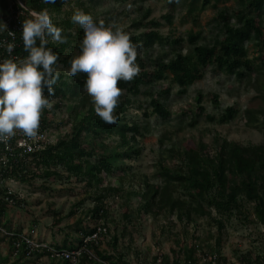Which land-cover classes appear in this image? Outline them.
Wrapping results in <instances>:
<instances>
[{"label": "rangeland", "instance_id": "1", "mask_svg": "<svg viewBox=\"0 0 264 264\" xmlns=\"http://www.w3.org/2000/svg\"><path fill=\"white\" fill-rule=\"evenodd\" d=\"M63 1L67 10L73 12L87 8L90 16L97 17L99 23L106 27L119 28L137 36L151 30L172 40L182 39L175 53L169 43H154L145 48L136 42V59L145 57L148 66L149 60L169 61L176 53L188 54L191 50L187 41L190 33L199 36V44H211L219 33L216 19L221 11L230 16L229 25H235L237 21L232 16V12L238 8L237 0L211 1L204 10H201V1L190 7L185 0H103L102 5L95 8L88 5V0ZM146 9L151 10L144 20L149 26L133 28L132 21L141 19ZM6 13L7 10L0 7V26ZM166 15L171 16L170 22L165 20ZM262 21L264 24V18ZM151 22L153 25H150ZM246 47L248 57L255 58V65L260 67V72H254L241 80L216 67H208L203 72V79L186 88L183 93L177 84L170 83L169 78L153 86H142V93L137 97L122 92L121 96L129 97L132 102L126 111L127 115L142 128V136L136 138L137 147L141 149L139 158L123 164L132 168L131 173L120 179L108 177L103 187L91 189L75 178H67L66 173L60 179L42 176L32 184L15 185L13 190L22 195L23 208L8 209L0 217V227L9 233L32 237L35 241H49L51 238L54 241L60 235L61 239L68 241L67 248H71L73 242L79 243L84 231H91L99 221L100 218H94V199L103 188L111 185L116 192L104 200L106 215L101 218L107 227V236L102 238V243L99 242L97 247L99 252L112 257L114 264H152L157 253L166 258H183L184 250L188 247L196 251L219 250L229 260L245 257L239 253L240 249L252 245L248 230L251 229L250 234L258 237V240L264 237V223L255 220L252 204L243 203L221 229L213 221L216 218L214 212L212 219L195 217L187 223L186 220L179 221L176 214L168 215L162 211L154 215L140 208L145 184L159 187L162 183L160 166H177L174 151L203 144L205 152L213 155L215 142L223 139L241 146L264 145V69L256 59L259 56L255 47L251 43ZM199 94L203 97L200 104L204 108L203 115L217 119L227 108L233 107L236 110L234 119L218 124L209 122L205 116L196 117ZM213 96H217L218 105L211 102ZM153 98L160 99L164 104L169 112L168 119L161 120L153 114L149 104ZM69 105V102H64L54 113L48 111L53 123L49 127L51 135L58 137L69 131L65 121L72 119L75 114L69 111ZM252 115L256 122L250 121ZM193 121H196L195 126H191ZM106 142L109 147L116 145L113 138H108ZM176 195L182 198L181 193ZM58 220L61 221L56 224ZM12 241L15 240L0 235V258L6 259L3 264H58L42 253L14 255ZM91 247L88 245L87 249L92 258L82 264H108L101 263Z\"/></svg>", "mask_w": 264, "mask_h": 264}, {"label": "trees", "instance_id": "2", "mask_svg": "<svg viewBox=\"0 0 264 264\" xmlns=\"http://www.w3.org/2000/svg\"><path fill=\"white\" fill-rule=\"evenodd\" d=\"M185 1L190 7L201 1V10L209 6L211 1L218 2V0ZM237 1L238 8L232 12V16L237 20L235 25H229L230 16L225 11H221L216 19L219 33L211 44H199V36L190 33L187 37L191 46L188 54L176 53L169 61L149 60L150 66L147 65L145 57H138L135 61L140 69L138 75L131 81H118L117 86L129 96L137 97L142 93V86H153L169 78L170 83L177 84L183 93L186 88L203 79V72L208 67H216L225 74L236 76L241 80L260 70V67L255 65V58L248 57L246 45L249 43L255 47L259 56L256 59L264 69V24L262 21L264 0ZM14 2V0H0V7L4 11L8 10ZM21 3L27 9L25 12L27 19L32 18L29 12L46 11L52 23L62 30L61 35L66 38L63 43L49 40L47 45L59 56L56 64L59 78L52 86L53 93L49 95L47 89H44V95L49 101H54L51 110L53 113L60 109L64 102H69L68 109L75 114L72 119L65 121L69 131L55 137V145L38 155L36 164L39 165L40 170L33 172L30 177L27 176V172L17 180L22 184H32L42 176L60 179L63 173H66L67 178H75L91 189L103 187L108 177L120 179L130 174L132 168L125 167L123 164L139 158L141 149L137 147L136 138L142 136L139 123L126 113L132 105L131 100L129 97L120 96L114 111L117 116L116 123H105L96 115L91 97L84 89L86 74L78 73L76 76L68 74L70 61L79 55L84 36L82 28L71 21L75 12L67 10L63 0H49V2L21 0ZM102 3L103 0H88V5L93 8ZM212 7L216 8L215 5ZM82 12L90 15L87 8ZM150 12V9H146L141 19L132 21V27H148V23H144V20ZM92 18L94 22H100L97 17ZM164 18L167 22L171 21L170 15ZM150 25L153 23L151 22ZM124 32L127 33V31ZM129 36L133 43H141L145 48L154 43H169L174 53L175 48L183 42L182 39L172 40L151 30L144 31L139 36L134 34ZM16 52L21 59L27 56L23 44ZM168 90L164 92L167 93ZM150 97L152 98V95ZM202 100L203 97L199 94L196 117L205 116L204 118L209 122L218 124L228 123L234 119L236 110L233 107L227 108L217 119L203 115L204 108L200 105ZM210 100L218 105L217 96H213ZM149 104L153 114L159 119H168L169 112L160 99L153 98ZM249 118L251 122H256L253 115ZM40 121L44 127L53 125L46 110L40 116ZM195 122L193 121L191 126H195ZM60 125L61 123L58 124ZM262 126L264 127V121ZM108 138H113L116 142L114 147H109L106 142ZM174 154L177 166H160L161 185L158 187L145 184L140 210L146 213L152 212L154 215L166 211L168 215L176 214L179 221L186 220L187 223L192 222L195 217L212 219L214 212L216 218H213V221L221 229L224 222L232 218L243 203H249L253 205L255 220L264 223V145L241 146L223 139L215 142L213 155L205 152L203 144L196 148L174 151ZM112 192H116V189L109 185L95 197L94 218H103L106 215L104 200ZM178 193L182 194V198L181 195H176ZM3 194L4 189L0 187V217H3L8 209H19L18 204L15 208L7 207L3 201ZM60 221H56V224ZM10 223L8 219V224ZM6 229L10 230L8 227ZM91 233L92 230L84 231L82 236ZM102 238L104 237L99 240L101 243ZM66 246H56V248L65 249ZM91 248L101 263L114 264L112 257L99 252L97 246ZM194 251L192 247L186 248L185 258L191 259ZM216 251L219 252V250ZM5 261L6 259L0 258V264ZM84 261H90L86 254L82 255L81 264ZM58 264L66 263L58 262Z\"/></svg>", "mask_w": 264, "mask_h": 264}, {"label": "clouds", "instance_id": "3", "mask_svg": "<svg viewBox=\"0 0 264 264\" xmlns=\"http://www.w3.org/2000/svg\"><path fill=\"white\" fill-rule=\"evenodd\" d=\"M31 17L23 21L21 31L27 56L18 61H0V143H6L17 131L29 139L38 136L42 110L50 106L44 89L51 95L59 78V56L47 45L49 40L63 43L66 38L46 11L33 12ZM71 21L82 28L84 36L79 55L70 61L68 74H86L84 89L96 115L105 123L114 124V111L123 91L117 86L118 81H131L140 71L135 62L137 45L128 33L94 22L82 11H76ZM13 47L8 44L6 51L11 54Z\"/></svg>", "mask_w": 264, "mask_h": 264}, {"label": "built area", "instance_id": "4", "mask_svg": "<svg viewBox=\"0 0 264 264\" xmlns=\"http://www.w3.org/2000/svg\"><path fill=\"white\" fill-rule=\"evenodd\" d=\"M11 7L7 10L0 28V61L4 59H13L18 61L21 59L16 52L23 44L21 38L22 23L26 18L27 9L19 1L14 0ZM31 15V12H29ZM5 27H4V25ZM8 44H13V51L9 54L6 51ZM50 106L43 111L52 110L54 101H49ZM41 113V115H42ZM56 143L55 136L51 135V130L39 124L38 136L34 139L25 137L20 131L11 137L6 143H0V187L4 189L3 201L7 207L15 208L18 204L19 209L23 208L21 204L22 195L17 194L13 188L15 185H25L17 179L26 175L30 177L33 172L39 171L40 167L36 162L40 155L47 148L54 146ZM16 197V199H15ZM18 202V203H17ZM248 237L252 245L247 249H240V256L236 260L228 259L222 252L195 250L191 259L183 258H166L161 253L155 255L152 264H264V237L258 240V237L251 235L252 230H248ZM0 235L13 238V254L23 253L26 256L32 254H45L52 260L57 262H65L66 264H81L82 255H88L92 258L91 252L87 249L88 245L97 246L101 237L107 236V227L101 220L97 221L90 235L81 237V243L73 245L70 249H57L43 241H35L33 238L24 235L13 234L7 232L0 227Z\"/></svg>", "mask_w": 264, "mask_h": 264}, {"label": "crops", "instance_id": "5", "mask_svg": "<svg viewBox=\"0 0 264 264\" xmlns=\"http://www.w3.org/2000/svg\"><path fill=\"white\" fill-rule=\"evenodd\" d=\"M60 238V239H59ZM62 237L60 235H57L56 239H54V241L52 240H49V241H43L44 243H47L53 247H56V246H61V247H64V245H68V241L64 240V239H61ZM44 240V239H41V241ZM73 245H76L74 242L71 244V247H73ZM67 247V246H66ZM65 249H70V248H65Z\"/></svg>", "mask_w": 264, "mask_h": 264}]
</instances>
